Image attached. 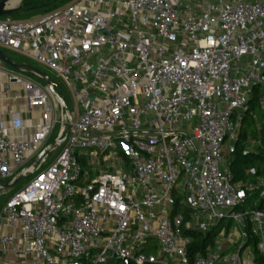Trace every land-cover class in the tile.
Masks as SVG:
<instances>
[{
	"label": "built area",
	"instance_id": "built-area-1",
	"mask_svg": "<svg viewBox=\"0 0 264 264\" xmlns=\"http://www.w3.org/2000/svg\"><path fill=\"white\" fill-rule=\"evenodd\" d=\"M0 49L53 72L76 104L73 119L57 84L68 112L30 73H6L3 100L22 101L29 120L7 108L0 121V183L25 181L0 209L1 253L28 264H106L113 254L264 264V210L245 207L255 191L254 206L264 198V182H233L227 158L252 89L264 87V0H76L0 19ZM225 221L232 231L191 259L194 233Z\"/></svg>",
	"mask_w": 264,
	"mask_h": 264
},
{
	"label": "trees",
	"instance_id": "trees-1",
	"mask_svg": "<svg viewBox=\"0 0 264 264\" xmlns=\"http://www.w3.org/2000/svg\"><path fill=\"white\" fill-rule=\"evenodd\" d=\"M73 1L72 0H23V3L25 4L24 7L16 10L15 12H12L9 16H6V18L11 21L12 20L11 17L17 14L18 12H27L36 9L41 10L43 12V15H46L52 12L53 10L60 8L61 6L63 7L70 4ZM5 66L9 68L7 65ZM263 97H264V87L256 86L252 89V93L247 105V110L242 119L241 128L238 134L237 141L235 143V150L228 157V168L233 174V182L235 183H244L248 180L251 183H255L257 179L262 180L264 182V151H250L246 149L248 144V139L250 138L256 139L257 137V133L255 131V120L257 119L261 123V130L259 135L262 137L264 142V114L261 112L260 109V105H261V101L263 100ZM252 170L254 171L253 174L250 173ZM258 194L259 191H255L246 202L245 207H253L259 210H264V198H259L256 206L253 205V200L258 198ZM174 212H181L187 220L188 217L187 209L181 208L179 207L178 204H176ZM225 226L228 229L229 227L232 226V222L227 221ZM218 228L216 230L210 231L205 234L194 233L193 243L190 247L191 259H192V254L198 251H203L207 246L213 244L214 242L213 238ZM255 241L256 240L254 238H251L249 243L252 246H254ZM256 261L259 262L260 264H263L261 260L259 261V259H257ZM116 264H127V263H121L120 261Z\"/></svg>",
	"mask_w": 264,
	"mask_h": 264
},
{
	"label": "rangeland",
	"instance_id": "rangeland-1",
	"mask_svg": "<svg viewBox=\"0 0 264 264\" xmlns=\"http://www.w3.org/2000/svg\"><path fill=\"white\" fill-rule=\"evenodd\" d=\"M58 7H60V6H58ZM63 7H65V6H63ZM16 10H18V9H16ZM6 11H8V10H6ZM42 15H43V12L41 10H37V9L36 10H32V11H27V12H18L17 14H15L14 16L11 17V19H12L11 21L12 22H21V21H26L28 19L31 20V19L40 17ZM0 19L1 20H6L7 18L4 15V16H1ZM5 53L10 59L12 58L15 62L27 64V65L37 69L38 71L43 72L46 75H48L49 78L52 81H54L59 86L58 90H59L60 94L63 95L64 101H65V103H66V105H67V107H68V109H69V111H70V113H71V115H72V117L74 119V112H75V109H76L74 95H73L72 91L68 87H66V85L61 80L56 78V76L53 74V72H51L50 70H48L47 68H45L44 66L39 64L35 59H33L32 57H30L28 55L14 54V53H9V52H5ZM0 67L5 68L6 70L9 69V70L13 71L11 68L7 69V67L3 63H0ZM28 75H30L29 77L32 80L36 81L41 87H44V82L40 78H38V77H36V76H34L32 74H28ZM263 100H264V97H263ZM261 112L264 114V110H261ZM260 130H261V123L257 119V120H255V131L257 133V137H256V139H251V138L248 139V144H247V147H246L247 150H250V151H264V142H263L262 137L259 135ZM55 135H56V131L49 138V140H50L48 142L49 144L52 143L51 141L53 140ZM59 150H57L55 152V154H57ZM228 157L229 156H227V158ZM29 179H30V177L27 180H29ZM24 182L25 181L21 179L14 186L13 189H3V188L0 189V209L3 206L4 202L7 199H9L11 196H13L18 191V189L23 185ZM225 224H226V221L224 222L223 225L219 226L218 231L215 233L213 241H215L217 239L216 235L219 232H222L223 229L226 228ZM231 227L228 228L230 230V232L232 231ZM156 246H157V242L155 240H151V241H149L147 247L153 248L154 249L153 253L155 254L156 253V249H155ZM118 262H120L118 259H115V258L112 257L111 259H109L107 261L106 264H116Z\"/></svg>",
	"mask_w": 264,
	"mask_h": 264
},
{
	"label": "water",
	"instance_id": "water-1",
	"mask_svg": "<svg viewBox=\"0 0 264 264\" xmlns=\"http://www.w3.org/2000/svg\"><path fill=\"white\" fill-rule=\"evenodd\" d=\"M9 1H12V0H0V17L1 16H9L12 12H15L16 9H20L22 7H24V3H23V0H19L20 1V4L18 7L14 8V9H11V10H4V8L6 7L7 3ZM0 63H3L5 65H7L8 67L14 69V70H19V69H23L25 70L26 72L30 73V74H33L35 76H37L38 78H40L43 82H44V85L48 88V90L50 91V93L56 98L58 99V101L60 102L61 106L63 107V109L68 112V109L64 103V101L62 100V98L60 97V95L57 93L55 87L57 86L56 83L54 81H52L48 75H46L45 73L43 72H40L38 71L37 69L27 65V64H24V63H18V62H15L13 61L12 59H10L6 53L0 49ZM71 127H69L68 129V132L70 131ZM58 139V138H57ZM54 140L52 143H50L38 156L36 159H39L41 156H43L50 148L53 147V145L55 144V142L57 141ZM20 181V179H19ZM17 180V182H14V183H11V184H6V183H0V187L3 188V189H13L14 186L19 182ZM113 258L117 259V256L115 254H113Z\"/></svg>",
	"mask_w": 264,
	"mask_h": 264
},
{
	"label": "crops",
	"instance_id": "crops-1",
	"mask_svg": "<svg viewBox=\"0 0 264 264\" xmlns=\"http://www.w3.org/2000/svg\"><path fill=\"white\" fill-rule=\"evenodd\" d=\"M10 68V67H9ZM2 74L0 75V121H7V118L3 116V113L7 110V108H11L13 111H17L21 113V117L23 120L28 121L29 116H27L24 112V103L22 101L12 100L9 97L7 100H3L2 97V86L6 83L7 77L6 73L10 72L11 70H6L2 68ZM12 69V68H11ZM20 93V88L12 86L10 96ZM32 118V117H31ZM36 120V118H33ZM0 264H28L27 262L23 261L22 259L15 258L10 252L8 253H1L0 252Z\"/></svg>",
	"mask_w": 264,
	"mask_h": 264
},
{
	"label": "bare ground",
	"instance_id": "bare-ground-1",
	"mask_svg": "<svg viewBox=\"0 0 264 264\" xmlns=\"http://www.w3.org/2000/svg\"><path fill=\"white\" fill-rule=\"evenodd\" d=\"M20 4V1L19 0H12V1H9L6 5V7L4 8V10H11V9H14L16 7H18Z\"/></svg>",
	"mask_w": 264,
	"mask_h": 264
}]
</instances>
